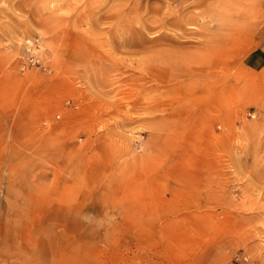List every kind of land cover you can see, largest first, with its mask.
Listing matches in <instances>:
<instances>
[{"label": "rangeland", "instance_id": "374dc122", "mask_svg": "<svg viewBox=\"0 0 264 264\" xmlns=\"http://www.w3.org/2000/svg\"><path fill=\"white\" fill-rule=\"evenodd\" d=\"M0 264H264V0H0Z\"/></svg>", "mask_w": 264, "mask_h": 264}]
</instances>
